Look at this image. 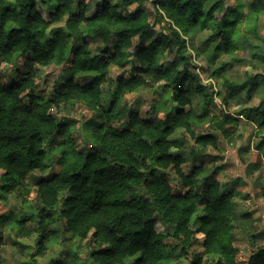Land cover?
Here are the masks:
<instances>
[{
    "label": "trees",
    "instance_id": "trees-1",
    "mask_svg": "<svg viewBox=\"0 0 264 264\" xmlns=\"http://www.w3.org/2000/svg\"><path fill=\"white\" fill-rule=\"evenodd\" d=\"M112 1H116L113 4ZM133 12L122 6L133 0H101L94 5L89 0H0V67L3 64H16L25 69L19 79L10 78L4 82L0 78V192L7 196L17 194L23 205L29 203L32 190L24 181L29 172H37L32 181L37 187L36 204L37 226L40 232L37 254H43L54 238L57 222L63 224L65 232L83 240L91 238L95 242L92 255L99 264H170L171 261L190 254L197 243L192 219L200 209L204 215L199 219L198 232L204 235L203 253L190 264H239L240 240L234 233L237 196L234 188L222 191V184L215 180L212 184L198 185L204 173V166H194L190 174L180 170L186 164V156L193 162H204L209 157V147H217V137L206 135L191 125L195 120L197 129L199 116L193 109L189 92L183 86L196 74L191 56H173L164 66L158 62L161 52L167 53L169 46L183 40L174 41L169 35L160 33L146 45L147 37L157 24H165L164 16L183 18L187 24L185 31L199 26V29L215 28L214 36L220 38L221 48L235 53L237 48L233 36L241 22L240 11H229L227 0H210L207 11L203 4L206 0H151L154 13L145 7L144 0ZM254 12L249 16L258 18L255 13L264 10V0H254ZM47 7V15L40 10ZM77 5V13L74 6ZM162 9L163 11H159ZM218 9L223 14H218ZM153 15L155 21L151 22ZM159 18H156V17ZM65 29L56 31L43 42L41 34L54 23L65 20ZM139 43H133V37ZM179 37V33H175ZM190 42H187V44ZM168 43V44H167ZM128 51H125V50ZM133 54V76L123 77L118 82V94L123 96L146 85L145 76L151 75L156 81L164 80L172 87L174 100L180 107L174 119H144L139 112L128 110L131 118L123 128H112L114 138L130 139L136 124L143 126L140 143L136 150L148 146L145 136H154V145L165 151L155 159L161 169L172 164L179 172L182 189H178L167 171L150 168L147 174L136 169L135 161L129 151L121 155L124 163L109 164L107 156L101 157L99 151H113L111 145L103 149L74 148L72 126L66 120H58L53 111L55 107L71 103H83L88 107L93 94L108 81L111 66L124 68L130 61L126 58ZM68 64L61 74V82L55 85L49 98L37 93L36 79L38 67ZM185 63L182 70L179 64ZM175 72V75H173ZM264 84V73L254 80L234 83L226 80L223 87L232 95L239 96L246 90ZM25 89H28L25 92ZM25 92L24 96H20ZM225 102V99H223ZM119 100L111 103L108 113H115ZM207 103L216 104L212 98ZM187 105H189L187 107ZM258 115L257 125L264 127V111L253 110ZM238 118L223 113L216 126L226 132L227 126L239 124ZM88 121L85 129L89 131ZM103 128V125H97ZM183 128L196 145V149L185 148L184 142L172 140V133ZM45 136L49 140L61 136L71 152H64L58 160L59 170L46 174L50 168L47 147H41ZM260 147V145L258 146ZM172 149H179L172 151ZM119 146L115 151H119ZM142 182L146 191L125 198L127 189L133 183ZM95 190L93 191V186ZM68 193V194H65ZM121 209H129L123 212ZM59 216L54 218L56 212ZM155 212L156 215H151ZM142 214V215H141ZM32 220L28 215L8 212L0 216V227H15L20 237H29L32 232L27 224ZM167 229V234L159 233L156 224ZM96 231H91L92 228ZM243 244L244 241H240ZM245 244V242H244ZM206 257H219L218 261L206 263ZM248 264H264V247L253 253Z\"/></svg>",
    "mask_w": 264,
    "mask_h": 264
},
{
    "label": "rangeland",
    "instance_id": "rangeland-1",
    "mask_svg": "<svg viewBox=\"0 0 264 264\" xmlns=\"http://www.w3.org/2000/svg\"><path fill=\"white\" fill-rule=\"evenodd\" d=\"M9 1L13 3L15 0ZM79 1L82 2L85 0H77V2ZM89 1L94 5L97 1L101 0ZM256 2L250 0L248 5L249 12H240L241 22L236 34L233 36V42L237 48L236 52H239V55H233V53L226 52L225 49L221 48L220 38L215 37L211 29L208 30L210 34L199 45H195V36L190 37L188 44L196 46L198 57L207 52L209 48L212 49L211 54L206 58L208 62L206 64H193V68H199L201 73L213 76L219 83V88L214 92H208L206 89L211 87V85L206 86L201 83L197 75L195 78L191 77L186 85L183 86L189 92L194 111L196 107L202 108L200 113H196L199 116V131L206 135H214L217 137V147L208 148L207 153L209 157L204 162L198 161L193 163L186 156L187 163L185 164L186 171L184 172L190 174L194 166L203 165L205 171L204 175L199 177L198 185H203L204 183L212 184L215 180H218L222 184V191L225 192L226 188H234L237 193L234 199L236 207L234 233L240 241L245 242V244L244 242L243 244L240 241L237 242L239 246V264H248L250 256L258 248L264 247V135H262L264 127L261 128L257 125L258 115L251 113L253 110L264 111V84L258 87L256 86L252 92L246 90L239 96H232L223 87V84L226 80L234 83H251L254 77L264 73V51H261L264 48V38L259 34L264 29V24L260 23L259 17L253 19L249 16L254 12L252 6ZM112 3L116 4V1H112ZM132 3H137V7L139 5L137 0H133ZM129 5L122 6L120 10L124 11L125 9L128 11ZM227 6L229 11L236 12L242 5L233 4L230 0H227ZM145 7L151 14L154 13L151 0L145 3ZM40 10L45 17H48L47 7L45 5H40ZM134 10L128 12H133ZM74 11L77 13V5L74 6ZM150 19L151 22L155 21L153 15L150 16ZM66 20L67 18L62 22L54 23L47 31H44L41 34L43 42L51 38L56 31L64 30ZM164 28H167L165 24H157L153 32L147 37V41L154 40L160 33L168 35L167 31L162 30ZM199 30L204 31L202 29ZM135 43H139V38H137ZM148 44L146 43V45ZM171 47L169 46V49ZM130 55L133 57L132 53ZM171 60H165L162 64L166 66ZM129 63L124 68L111 66L109 69L106 84L111 85L114 83L116 85V92L113 93L112 98L109 100V105L120 99L118 95L119 80L125 76H133L132 66L130 70L127 67ZM213 65L215 66L214 68H212ZM67 66L68 64L65 63L62 65L53 64L49 67H38V76L36 79L37 93L46 99L49 98V91L52 93L55 85L61 82V74ZM25 72V69L21 65L3 64L0 67V78L4 82H8L13 77L19 79L20 75L25 74ZM126 72L129 73L126 75ZM41 74L43 75L41 76ZM49 85H51L50 89L48 87ZM150 86L151 81H148L142 87L148 88ZM161 87L165 91L170 90L172 93L171 99L174 100L175 92L173 88L169 87L167 83H164ZM136 91L131 93H135ZM127 94L125 93L123 96ZM214 95L222 96L225 99V106L241 105V107L236 108L234 112H225L219 106H215L214 103H207V99ZM159 102L160 97L157 93L153 92L152 95H148L146 92L141 91L131 97L132 106L128 110L141 114V108L147 104L149 107L144 109V116L142 117L144 119L161 120L155 114V108ZM84 107H86L85 104L75 102L67 105L66 109L64 106L53 108V114L58 120L63 119L71 124V132L75 144L82 133L75 132L76 117L64 116V112L82 110ZM179 108L177 103L173 105L162 121L169 116L171 119H174ZM57 112L60 113L61 118L57 117ZM223 113L231 114L239 120V124L226 127L225 130L229 136L223 130L216 131L215 128L217 126L212 123L213 119L217 116L222 117ZM87 122L85 121L84 129ZM117 128L122 129L123 127L118 126ZM172 140L183 141L187 149L197 148L192 137L186 132H181L180 136L174 137ZM259 145L260 147H258ZM47 150L53 154V158L50 161V168L46 173L49 174L50 172L59 170L58 160L64 152L70 153L71 148L66 145L61 136H56L47 142ZM57 152L59 155H55ZM167 173L173 185L178 189H182L180 179L173 176L171 170H168ZM34 175H39V173ZM28 186L32 190V194L27 205L22 204L17 194L5 196L0 192V216L12 211L20 216L28 215L32 217V220L27 224L28 229L32 232L29 237H20L19 230L15 227H0V264H99L92 255L95 246H93L91 238L83 240L79 237H73L68 232H65L63 224L57 221L54 225L56 234L48 244V248L43 254H37L39 250L38 241L40 232L36 221L38 213L37 203H33V201H36L37 187L32 179ZM202 215H204V212L200 209L192 219V223H194L193 229L196 231L197 243L191 249L190 254L180 256L171 261L170 264H190L194 258L201 256L203 253L205 237L198 232L199 218ZM58 216L59 211L56 212L54 218L57 220ZM156 229L159 233L167 234L168 232L160 223L156 224ZM33 236L35 237L34 240L32 239ZM29 240H31V243L28 242ZM218 259L219 257H206L205 261L206 263H210L216 262ZM128 261H126V264Z\"/></svg>",
    "mask_w": 264,
    "mask_h": 264
},
{
    "label": "clouds",
    "instance_id": "clouds-1",
    "mask_svg": "<svg viewBox=\"0 0 264 264\" xmlns=\"http://www.w3.org/2000/svg\"><path fill=\"white\" fill-rule=\"evenodd\" d=\"M145 3H148L149 0H144ZM182 2V0H181ZM233 4H239L242 5L238 8V11L240 12H249L248 5L250 3V0H230ZM210 6V0H206V2L203 4V8L205 11H207L208 7ZM137 7V3H132L128 7V11H132ZM159 11H163L160 9ZM218 14L222 15L223 10L218 9ZM255 16L259 17L260 23L264 24V10H261L257 13H255ZM156 18H159L158 16ZM163 22H167L170 27L164 28L162 30L167 31L168 35L173 38L174 41L183 40L187 46H183L179 42H175L174 46L171 47L167 53L161 52L158 56V62L163 63L165 60H171L173 56L178 55H185L188 56L191 54V63L192 64H206L207 57L211 54L212 49L209 48L207 52L203 53L199 57L197 56L196 46L193 44H187L190 37L195 36V45H199L200 42L207 37L210 33L208 30L200 31L199 26L191 28L189 31H185L187 28V24L185 23L183 18H177L175 16L172 17V19H169L168 15L166 14L164 16ZM212 32H215L216 29H211ZM175 33H179V37L175 36ZM260 36L264 38V29L260 31ZM137 36H134L133 43L137 41ZM146 43H151V40L146 41ZM125 51H128L127 49ZM261 51H264V48L261 49ZM239 52L233 53V55H239ZM131 63L127 66L128 69H131L132 63L139 64L140 61L134 60L131 55H128L126 57ZM255 63V62H252ZM185 63L179 64V69L182 70L185 67ZM215 66L213 65L212 68ZM261 70V69H257ZM190 72L195 73L198 77L201 83L204 85H211V87L207 88L206 90L208 92H214L217 88H219V83L213 76L206 75L205 73H201L199 68H189ZM129 72H126L127 75ZM43 74H41L42 76ZM173 75H175V72H173ZM39 79V78H38ZM145 81H151V86L148 88H138L135 93H128L125 96H121L119 99V103L117 105V111L115 113H108L107 108L109 105V100L112 98V95L114 92H116V85L113 83L111 85L105 84L101 85L99 91L97 93L93 94V100L91 104L88 107H84L82 110H73V111H65L64 116H73L76 117L77 123L75 125V132L76 133H82L79 136V140L74 145V148L76 149H83L85 152H87L89 149H93V146L95 145L97 149H103L105 145H111L113 148V151L110 152H104L103 150L99 151V155L101 157L107 156L108 163L115 164L117 162L124 163L125 168H128L127 162L119 160V157L121 155L127 154V152H131L132 156H128V159L134 160L136 169L139 172H143L147 174L148 170L150 168H157L158 170L163 171H172V175L177 177V179H180L179 172L176 171L172 164H168L167 167L161 169V166L157 163L155 157L160 154L161 152L165 151L162 148L157 147L152 143V141L155 139L154 136H145L144 139L148 140V146L143 147L141 150H136V144L140 143V136L143 132V126L140 124L135 125V129L132 131L134 134H131L130 139L122 138H114L111 135L112 128H116L120 125L126 124L131 118L128 115V109L132 106L131 105V97L137 95L141 91L146 92L148 95H152L153 92L157 93L160 97V102L156 105L155 108V114L158 119H164L166 117V113L169 109L173 107V105L176 104V101L171 99L172 93L170 90L165 91L161 87L165 83L164 80L156 81L153 76L148 75L145 76ZM43 86V85H41ZM49 89L51 88V85L48 86ZM38 90V89H37ZM28 89H25V92H27ZM25 92H21L20 96H24ZM51 95V92L48 93ZM119 95V94H118ZM213 101L219 105L220 108H222L225 112H234L236 108L241 107V105H232V106H225L224 100L222 96L214 95L211 97ZM127 102V103H126ZM189 105H187L188 107ZM149 105H143L141 108V116H144V109L148 108ZM64 108H67V105H64ZM49 111H53V109H49ZM202 111L201 107L195 108V113H200ZM57 117L61 118L60 113L57 112ZM220 120H222V117L217 116L215 119L212 120L213 124H217ZM85 121H94V123H91V126L89 128V131L85 133L84 125ZM103 125V128H97V125ZM109 125L112 126V128L109 127ZM192 128L197 129V125L195 123V120L193 121ZM216 131H220L219 127L215 128ZM181 132H185L183 128L177 129L175 132L172 133V138L180 136ZM262 135H264V132H262ZM49 137L45 136L44 143L41 144V147H47ZM119 146V151H115L116 147ZM179 149H172V151H177ZM55 155H59L57 152ZM53 158V154L51 151H49V156L46 157L49 162ZM187 163V162H185ZM181 171H186L185 164L180 165ZM2 171V170H0ZM38 171L36 173L29 172L27 174V177L24 181L25 185H30L32 176L34 174H38ZM204 173H202L201 176H203ZM2 179V177H0ZM95 185L93 186V191L95 190ZM146 189L142 182H137L131 184V186L126 191L125 198H129L133 195H138L143 192H145ZM68 194V193H65ZM39 201H33V203H38ZM123 212H129V209H121ZM142 215V214H141ZM151 215H156L155 212L151 213ZM91 231H96V229L93 227ZM32 239L34 240L35 237L33 236ZM31 243V240L28 241ZM93 246H95V242L93 243Z\"/></svg>",
    "mask_w": 264,
    "mask_h": 264
}]
</instances>
